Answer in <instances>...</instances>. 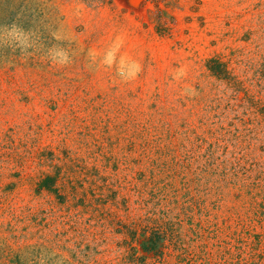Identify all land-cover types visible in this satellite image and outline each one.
I'll return each mask as SVG.
<instances>
[{"label":"rangeland","instance_id":"1","mask_svg":"<svg viewBox=\"0 0 264 264\" xmlns=\"http://www.w3.org/2000/svg\"><path fill=\"white\" fill-rule=\"evenodd\" d=\"M0 264H264V0H0Z\"/></svg>","mask_w":264,"mask_h":264},{"label":"trees","instance_id":"2","mask_svg":"<svg viewBox=\"0 0 264 264\" xmlns=\"http://www.w3.org/2000/svg\"><path fill=\"white\" fill-rule=\"evenodd\" d=\"M212 69V68H210ZM215 74L219 73V70H213ZM223 71V70H222ZM156 245L155 241L152 238H148L147 245L145 249L153 248Z\"/></svg>","mask_w":264,"mask_h":264}]
</instances>
